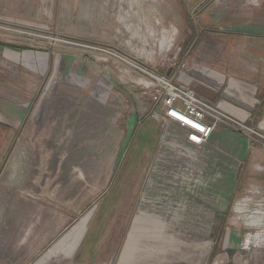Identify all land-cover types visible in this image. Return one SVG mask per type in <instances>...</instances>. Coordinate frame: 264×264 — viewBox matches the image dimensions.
I'll return each instance as SVG.
<instances>
[{"label":"rangeland","instance_id":"obj_1","mask_svg":"<svg viewBox=\"0 0 264 264\" xmlns=\"http://www.w3.org/2000/svg\"><path fill=\"white\" fill-rule=\"evenodd\" d=\"M55 1V20L0 21V264H186L203 250L201 264H238L239 255L264 254L242 245L257 233L234 212L250 196L264 217V192L250 193L264 188V178L255 182L264 165H237L235 183L245 175L251 186L222 215L227 182L218 175L229 177L233 156L219 148L224 161L209 157L149 118L152 75L218 82L216 108L246 126L235 134L247 159L260 152L264 161V0H95L96 18L82 22L72 0ZM78 2L89 13V0ZM201 193L203 212L186 230L183 210H197ZM173 210L183 212L170 219ZM80 226L73 249L63 242Z\"/></svg>","mask_w":264,"mask_h":264},{"label":"crops","instance_id":"obj_2","mask_svg":"<svg viewBox=\"0 0 264 264\" xmlns=\"http://www.w3.org/2000/svg\"><path fill=\"white\" fill-rule=\"evenodd\" d=\"M55 0H0V21H4V22H49L52 20H55L57 17L56 14V4ZM63 5L65 4V0H63ZM89 4V10L87 12L89 13H85V9H82V6H86V4H82L81 2L79 3L78 0H72L71 1V5L72 6H79V17L76 20H79L80 22H82L83 20L87 19L89 21H91V19H95L94 18V13H92V7L95 6L96 7V3L95 0H89V2L87 3ZM68 11H71V9H68ZM75 12V9H73V13ZM63 13V12H62ZM94 14V15H93ZM66 13H63V17H65ZM59 16V15H58ZM60 18V16H59ZM80 33H81V29ZM176 84L180 85H186L189 86L191 88H193L196 93L197 96L203 100L209 101L213 106L216 107V105L218 106L219 103L216 102V99L218 97V94L214 92L213 90V86L214 84L216 86H219V83H215L212 82L209 84V86L206 87H202L201 85L196 84L195 82H191L190 80H180L179 78L175 79ZM219 88V87H218ZM225 99L228 100H232V102H234V104L236 105H241L242 104V99H240L239 96H235L233 98L229 96H224ZM242 106V105H241ZM237 111V109L234 107L232 109V111ZM233 111V112H234ZM231 117V116H230ZM261 129L264 130V124H261ZM214 139H217L218 142L212 143L211 148L207 149V156L209 157H216V159L220 158L222 159V161H224V156L221 155V153L219 152V148L227 151L230 155H232L234 157H230L233 161H229V168L231 167V173H229V177H227V174H225V172L223 171L221 174V177L218 175V178H221V181H226L223 186V190H220V192H222L223 197H226L224 200L225 202L223 203L224 205L219 208L220 209V214L224 215L225 211H227V204H228V199H230V197H232L231 195L233 194H237L238 190L240 189L242 192L246 191L247 189H249V187L251 185H245L246 180L244 181V178L246 177L245 175L243 176V178L241 177L242 173H241V169L240 172L238 171V175H240L241 179L238 177V179H236V183H235V178L233 177L234 175V171L237 167V165H239L238 168H242V166L247 163V161L249 162V165L251 167H254V169L256 168V166H262L264 165V161L263 159H261V157L263 156L262 154H260V152L256 153V157L254 158V160L252 158L247 159L248 157V144L246 143V141H244L243 139H241L238 135H236L235 133H232L230 131H226V130H221L218 131L214 137ZM213 139V140H214ZM216 144L215 147H217L214 151V145ZM173 143L169 144L167 146V151H171ZM173 149V148H172ZM165 151V150H164ZM166 152V151H165ZM167 155V153H166ZM165 155V156H166ZM261 156V157H260ZM229 158V159H230ZM162 161L163 158L160 155V157H158L156 164H155V169L153 171V175L151 176V181L153 182L154 179L158 176L157 174L159 173V171H161L160 167L162 165ZM224 163V162H223ZM257 170V169H255ZM256 172V171H255ZM258 173V172H257ZM210 175V174H209ZM236 177V175H235ZM214 178V177H213ZM216 178V177H215ZM227 178H229L230 181H227ZM264 178V174L262 175H256L255 176V182L261 181ZM246 179V178H245ZM216 180V179H215ZM234 180V182H233ZM215 182V181H214ZM230 182V184H228ZM227 188L225 185H227ZM214 186H216V184L214 183ZM217 189V188H216ZM264 192V188L262 184H259V186L254 187L253 190L250 191V193L252 195H261ZM214 196V194H213ZM197 200L199 199L200 201V206L198 207V209L196 210L195 208H191V206L189 204H187L188 206H186V209L183 210L186 217V220L181 221L182 225H186V230H190V228L188 227H192L194 226L193 224L195 223H191V216L192 213H202L203 212V204H204V199L205 196H203V194L201 193V196L196 197ZM216 198L217 200L215 201L216 203H221L222 202V196L220 193L217 192L216 194ZM240 203L237 204L234 208V212L235 214H238V217L241 216V218L243 219L245 225L243 227V229H247L250 228V230H255L257 234H251L248 235L246 237H244V242H241L242 245H246V246H253L256 249H263L264 250V217L259 218L255 216V211L252 210V206H251V202H252V198L250 196L243 198L239 201ZM264 204L260 206L259 211L257 212L258 215L260 216H264ZM183 211L180 210H173V217L172 215H170V219L176 218L178 215L182 214ZM249 211H253V214H251L252 216H247V213ZM181 212V213H180ZM161 214V213H160ZM175 215V217H174ZM190 221V222H187ZM223 221V217H219V228L223 227L224 222ZM81 222V221H80ZM79 222V223H80ZM78 223V224H79ZM82 223V222H81ZM200 223V222H198ZM77 224V225H78ZM181 224V223H180ZM155 228V227H154ZM183 230V227H181ZM232 228L239 230L240 227H237V225H232ZM253 228V229H252ZM74 229V228H73ZM72 229V231H73ZM164 226H160L157 230L158 231H163ZM225 229L229 230V226L225 227ZM242 229V228H240ZM86 230V226L83 228L79 229V235H78V239H77V244L75 249L78 247V244L84 234V231ZM155 231V229H154ZM78 231L75 230L72 233H70L68 236H66L65 240L66 241L68 238H72L74 236V234H76ZM240 240V239H239ZM215 241V240H214ZM232 241V240H231ZM239 245V244H238ZM246 250V249H245ZM69 255H67L68 257ZM206 250H203L202 254L196 256L195 258L193 257V255H186L185 259H182V262H192L194 264V262H196V264H201L203 263V261L206 259ZM208 257H210V259L208 258V260H211V256L209 255ZM245 257L249 258V261L247 259H245ZM178 258L181 257H175V256H169L167 259V261H178ZM244 258V260H243ZM59 261H65L68 260L66 259L65 256L61 257L58 259ZM235 263L238 264H247L246 262H260L262 264H264V254L262 255H249V256H242L239 255L237 256V259L235 257ZM83 261V260H82ZM209 262V261H208Z\"/></svg>","mask_w":264,"mask_h":264},{"label":"built area","instance_id":"obj_3","mask_svg":"<svg viewBox=\"0 0 264 264\" xmlns=\"http://www.w3.org/2000/svg\"><path fill=\"white\" fill-rule=\"evenodd\" d=\"M152 76L157 82V94L154 95L149 118L163 123L164 133L173 125L182 133V143L207 150L211 148L212 137L218 131L242 133L247 129L209 101L199 98L193 88L176 84L175 77Z\"/></svg>","mask_w":264,"mask_h":264},{"label":"bare ground","instance_id":"obj_4","mask_svg":"<svg viewBox=\"0 0 264 264\" xmlns=\"http://www.w3.org/2000/svg\"><path fill=\"white\" fill-rule=\"evenodd\" d=\"M131 128V127H130ZM179 133V131L172 125V127L169 128L168 130V134H166L165 136L166 137H170V138H173L175 139V137L177 138V134ZM215 135V134H214ZM213 135V137H214ZM213 137H212V141H213ZM180 140V139H179ZM82 226V225H81ZM81 226L79 228H81ZM78 232L76 234H74V236L72 238H68L66 241H64L63 243H66V242H70L73 243V249H75L76 247V244H77V239H78V235H79V230H77ZM73 251V250H72Z\"/></svg>","mask_w":264,"mask_h":264}]
</instances>
